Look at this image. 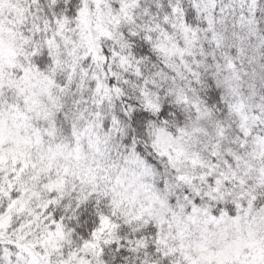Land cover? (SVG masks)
<instances>
[{
    "label": "snow or ice",
    "instance_id": "obj_1",
    "mask_svg": "<svg viewBox=\"0 0 264 264\" xmlns=\"http://www.w3.org/2000/svg\"><path fill=\"white\" fill-rule=\"evenodd\" d=\"M0 264H264V0H0Z\"/></svg>",
    "mask_w": 264,
    "mask_h": 264
}]
</instances>
